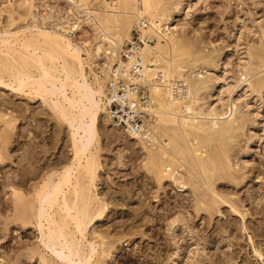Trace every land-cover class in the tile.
<instances>
[{
    "label": "rangeland",
    "instance_id": "1",
    "mask_svg": "<svg viewBox=\"0 0 264 264\" xmlns=\"http://www.w3.org/2000/svg\"><path fill=\"white\" fill-rule=\"evenodd\" d=\"M101 1L92 3L100 6ZM173 1L176 3L177 0ZM187 2L182 1L183 5ZM190 2L193 3L192 0ZM72 9L67 0H0V39L7 36L10 43L20 44L33 41L38 30L37 35L45 30L51 36L69 39L72 46L92 43L93 31L84 23L80 31L71 33L75 23L85 19ZM31 13L33 16H30ZM175 18L177 33L180 31L179 37L191 46V53L195 55L199 52L209 57L222 79L211 82L209 89L212 87L224 92L227 84L224 76H227L228 82L236 80V66L245 56L247 48L264 51V37L260 29L264 27V0H201L187 12L182 10ZM138 37V28L133 26L131 42ZM17 47L16 50L20 48ZM124 50L126 52V46ZM22 51L20 48L14 54L19 56ZM28 51L31 53L32 49ZM34 52L37 57L42 56L41 50ZM0 56V60L4 58ZM30 61L28 64L32 70L23 71V74L26 73L22 75L25 81L22 76V81L14 79L12 75H16L15 71L4 73L0 66V114H5L0 120V264H77L60 248L53 247L45 236L44 242L42 237L48 233L47 226L37 221L36 216L40 203H43L39 188L47 180L48 187L53 185L57 181L55 174L62 173L73 155L69 135L74 130L67 123V118L66 122L60 118L57 107L53 109L54 105L71 98V90L66 92L67 97L42 94L45 97L41 95L39 99L35 94L38 84L47 85L48 81H55L58 85L62 77L57 72H51L54 77H49L54 79L48 77L45 80L43 76L39 79L38 66L31 65ZM94 64L92 72L99 76L96 65L100 66L102 61L95 60ZM85 72L86 83H89L91 74L88 67ZM258 75L254 74L252 81L263 77L264 70L262 73L260 70ZM57 79L60 80L58 84ZM78 82L82 83L78 79L76 83L71 80L70 84L75 86ZM245 86L242 83L231 96L225 93L222 97L229 100ZM86 91L84 89L83 93L87 94ZM263 92L258 95L248 90L245 100L238 106V116L242 114L244 121L247 120L246 127L228 142L227 160L230 159L231 168L222 172L217 167L212 178L216 194L210 196V192L204 190L206 187L194 178L190 179V188L184 193H177L168 182L159 188L144 165V155L122 133L124 129L115 123L110 126L106 119L99 117L98 147L95 144L97 152L92 151L98 168L91 189V207L106 204L107 209L104 215L87 225L83 241L78 234L75 235L77 241L80 240L79 245L83 244L81 249L84 254L95 250L89 264H264ZM202 93L200 98L206 101L207 91ZM73 114L81 118L83 128L88 130L90 121L82 110ZM10 119L12 123L6 126L5 120ZM2 130L9 134L8 141L1 138ZM214 144L216 146V143H211L205 149L207 156L210 153L209 157L218 151ZM218 152L216 155H219ZM192 185L197 187L194 189ZM65 191L63 188L62 192ZM196 198L204 204H197ZM24 211L22 219L20 214ZM53 212L48 211L51 215ZM70 226L73 227L72 224ZM93 233L101 235L102 241L92 239ZM100 249L104 250L101 256ZM254 251L262 256L257 257Z\"/></svg>",
    "mask_w": 264,
    "mask_h": 264
},
{
    "label": "bare ground",
    "instance_id": "2",
    "mask_svg": "<svg viewBox=\"0 0 264 264\" xmlns=\"http://www.w3.org/2000/svg\"><path fill=\"white\" fill-rule=\"evenodd\" d=\"M67 1L74 9L72 11L85 17L83 21L74 22L75 29L73 27L74 30L71 33L80 31L84 23L93 31L92 43L83 42L81 46H72L68 41L69 39L51 36L44 28V32L41 31L37 35L38 30L35 35L36 38L30 42L21 40L23 42L21 43L19 40L20 44H14L13 41L10 43L9 38L7 39L6 36V39H0V54L4 57L0 60V66L4 73L9 72L10 74V72L15 71L16 75L13 74L12 76L20 81L23 78L25 81V77L22 75L25 76L26 73H23L30 69L29 60H31V65L34 63L36 68L38 66V76L41 75L39 79L44 78L47 80L49 76H53L51 72H54V74L57 72V75L60 74L62 80H58L61 78L57 79V84L60 81L58 85L54 83L55 81L53 83L48 81L47 85L38 84L39 89L36 88L37 90H35L38 97H41L42 94L64 97L66 92L71 90V93L69 92L71 98L66 99L64 103L54 105L53 109L57 107L56 109H58L61 116L59 117L64 118V121L67 118L69 120L66 119L67 123L69 122L70 128L74 130V133H71V136L69 135L73 155L70 161L68 160L69 164L61 171L62 173L55 174L57 181H54L53 185L50 186L49 184L50 187H48L47 180L44 181L47 183L43 182L44 185L39 188V191L41 190L40 199L43 203H40L41 207L40 209L38 207L39 213L36 216L37 221L43 222L47 226L46 232L48 233H45L47 235L42 237L44 242L46 237L53 247L60 248L72 261L77 264H89L95 250L93 252L89 250V253L84 254L81 249L83 244L79 245L80 240L77 241L75 235L78 234L81 240L84 239L87 225L93 219H98L104 215L107 209L106 204L91 207V189L94 186L95 174L98 168V161L92 151L94 149L97 152L95 144L97 145L99 140L97 130L99 117L106 119L109 125L113 126L107 112L108 82L110 80L117 81L118 78L122 79L125 85L124 96L128 102L121 101V106H128L137 114L141 113L142 116H148V119L144 118L141 126L143 132L131 133L127 129V132L122 131V133L130 141H133L139 152L144 155V165L153 175V181L156 185L160 188L164 182H168L177 193H184L190 188V179L194 178L206 187L204 190L209 191L210 196L216 194L213 191L214 182L212 183V178L217 167L222 172L231 168L228 161L230 159L227 160V156H229L226 148L228 142L234 139L238 131L246 127L245 121L247 120L244 121L242 114L238 116V106L241 105L242 100H245L248 90L257 92L258 95L264 91V76L252 81L254 74L258 75L260 70L261 73L264 70V51L247 48L245 56L240 57V63L236 66V80L228 82L227 76H224L225 81H223L227 84L224 87V92H219L216 88L211 87L209 89L208 86L211 82L220 79L216 67L211 63V59L204 57L203 54L202 56L201 53L198 54L199 52L197 54L195 52V55H193L191 53L192 49L190 51L191 46L179 37L178 33L180 31L177 33L178 30L175 25V17L182 10L187 12L188 9H191L201 0H192L193 3L187 0L188 2L185 5L182 3L184 0H177L176 3L175 1L172 3L171 0H110L108 2L103 0L100 6L92 3L96 0ZM32 5L30 7H34ZM30 16H33L32 13ZM133 26L138 28L139 40L142 45L128 48L129 43L133 45L130 39ZM260 29L262 30H260L262 37H264V27ZM10 36L12 37L11 34ZM10 36L8 35V37ZM17 45L23 50L21 55H19L20 52L17 54L19 56L14 54L20 49L18 47L17 50L15 49ZM125 46L126 52H124ZM28 49H32V54L29 53ZM35 50H41L42 56L37 57L34 54ZM121 52L126 54L127 60L120 59ZM83 55L85 58H83ZM95 60L102 61L100 66L96 65L100 72L99 76L93 73L91 69V66L95 65ZM253 64H255L254 67H251ZM114 65L116 66L115 70L112 68ZM86 67L89 68L91 74L89 83H86ZM134 68H136V74L133 73ZM113 71L114 76L112 78ZM189 71L192 72L187 74ZM196 71L199 72L196 73ZM78 79L82 81V83L78 82L77 85L79 86L70 84L71 80L76 83ZM242 83H245L246 86L240 87L241 90L234 97L229 98V100L222 97L225 93L231 96L233 90L239 88ZM131 86H135L137 91L130 90ZM84 89H87V94L83 93ZM206 91V101H203L200 95ZM44 95L42 97H45ZM141 96L147 97L145 103H140L139 98ZM80 110L90 121V126L86 131L82 126L81 118L75 117L76 115L73 114L74 111L79 112ZM123 112L126 113L125 110ZM71 114L74 116L72 115V117ZM3 116L5 114L2 115L1 113L0 120L4 118ZM12 121L11 119L10 121L5 120V125L9 126ZM2 135L1 138L3 137L4 141H8L9 134L5 130H2ZM211 143H216V146L215 144L214 146L220 151V153L217 151L220 155L217 154L219 157V160L217 158L218 162L215 161L217 152H212V155L215 153L216 156L213 155L215 158L213 156L209 157L210 153L208 156L206 155L205 149ZM227 175L230 178V175ZM50 177L52 178V176ZM195 185H192V187ZM63 188L66 189L65 193L62 192ZM195 200L199 205L204 204L197 198ZM54 208L56 210L53 212L52 209ZM50 210L53 212L52 215L48 213ZM25 213L26 211L21 212V218L24 217ZM70 224H72V228ZM91 236L94 240L102 241L99 234L93 233ZM93 245L96 244L93 243ZM254 252L257 253V257L262 256L260 252ZM103 253L104 250L100 249V256Z\"/></svg>",
    "mask_w": 264,
    "mask_h": 264
},
{
    "label": "built area",
    "instance_id": "3",
    "mask_svg": "<svg viewBox=\"0 0 264 264\" xmlns=\"http://www.w3.org/2000/svg\"><path fill=\"white\" fill-rule=\"evenodd\" d=\"M132 43L133 45H129V48L138 47L142 45V42L139 40V37L136 39V41ZM120 59L127 60L126 54L121 53ZM112 68L115 70L116 66L114 65ZM133 73L134 74L137 73L136 68L133 69ZM113 76H114V71L112 74V78ZM107 87L109 89V91L107 90V96H108L107 112L109 115V119L116 125L122 127L125 132H127V129H129L131 133L143 132L141 130V126L143 124L145 116H142L141 113L137 114L135 111H132L131 108L128 106L125 107L121 106L122 105L121 101L122 102L124 101V103L128 102L127 98L124 96L125 85L123 80L119 78L117 81L110 80L107 84ZM130 90L135 92L137 91V88L135 86H131ZM146 99H147L146 96H141L139 98V101L140 103H145ZM123 110H125L126 113H124Z\"/></svg>",
    "mask_w": 264,
    "mask_h": 264
}]
</instances>
